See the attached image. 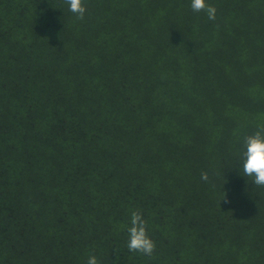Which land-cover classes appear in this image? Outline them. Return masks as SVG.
Here are the masks:
<instances>
[{"label":"trees","instance_id":"trees-1","mask_svg":"<svg viewBox=\"0 0 264 264\" xmlns=\"http://www.w3.org/2000/svg\"><path fill=\"white\" fill-rule=\"evenodd\" d=\"M84 2L0 0V264H264V0Z\"/></svg>","mask_w":264,"mask_h":264},{"label":"clouds","instance_id":"clouds-1","mask_svg":"<svg viewBox=\"0 0 264 264\" xmlns=\"http://www.w3.org/2000/svg\"><path fill=\"white\" fill-rule=\"evenodd\" d=\"M64 2L69 6V11L76 15L77 20L84 19L87 11L84 0H64ZM191 8L197 13L205 12L209 20L216 19L217 9L208 4L207 0H191ZM243 143V174L252 177L256 186L264 187V124L260 125L253 134L244 137ZM201 179L208 182L209 174L202 172ZM224 200L227 202L226 197ZM127 230L128 250L151 257L155 252L156 244L148 235L147 221L143 218L141 210L131 212L130 227ZM86 264H100V262L95 254H90Z\"/></svg>","mask_w":264,"mask_h":264}]
</instances>
